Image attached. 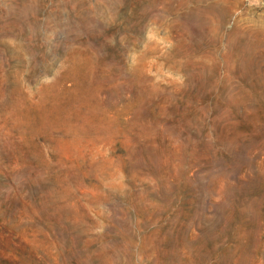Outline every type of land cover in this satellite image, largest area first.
<instances>
[{
    "label": "rangeland",
    "instance_id": "374dc122",
    "mask_svg": "<svg viewBox=\"0 0 264 264\" xmlns=\"http://www.w3.org/2000/svg\"><path fill=\"white\" fill-rule=\"evenodd\" d=\"M0 264H264V0H0Z\"/></svg>",
    "mask_w": 264,
    "mask_h": 264
}]
</instances>
